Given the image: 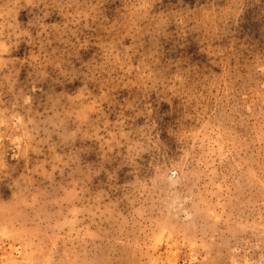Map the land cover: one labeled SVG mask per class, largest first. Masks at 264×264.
Returning a JSON list of instances; mask_svg holds the SVG:
<instances>
[{
  "label": "rangeland",
  "instance_id": "rangeland-1",
  "mask_svg": "<svg viewBox=\"0 0 264 264\" xmlns=\"http://www.w3.org/2000/svg\"><path fill=\"white\" fill-rule=\"evenodd\" d=\"M0 264H264V0H0Z\"/></svg>",
  "mask_w": 264,
  "mask_h": 264
}]
</instances>
